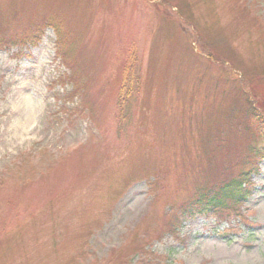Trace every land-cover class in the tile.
<instances>
[{
    "label": "rangeland",
    "instance_id": "obj_1",
    "mask_svg": "<svg viewBox=\"0 0 264 264\" xmlns=\"http://www.w3.org/2000/svg\"><path fill=\"white\" fill-rule=\"evenodd\" d=\"M244 97L264 0H0V264H264V158L180 215L255 163Z\"/></svg>",
    "mask_w": 264,
    "mask_h": 264
},
{
    "label": "trees",
    "instance_id": "obj_2",
    "mask_svg": "<svg viewBox=\"0 0 264 264\" xmlns=\"http://www.w3.org/2000/svg\"><path fill=\"white\" fill-rule=\"evenodd\" d=\"M238 107L236 116L238 131L251 141L248 145V153L254 157L255 163L223 185L200 191L194 199L181 208V217L236 213L248 200L250 195L248 186L251 184L249 173L259 171L256 165L258 166V160L264 158V114L247 97L238 103ZM258 143L260 147H257Z\"/></svg>",
    "mask_w": 264,
    "mask_h": 264
}]
</instances>
